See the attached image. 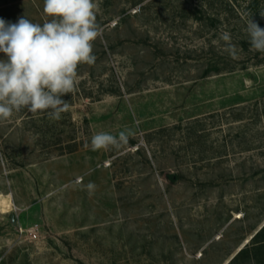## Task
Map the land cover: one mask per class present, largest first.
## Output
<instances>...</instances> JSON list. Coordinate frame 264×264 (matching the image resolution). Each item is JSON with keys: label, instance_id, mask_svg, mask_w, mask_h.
Listing matches in <instances>:
<instances>
[{"label": "rangeland", "instance_id": "rangeland-1", "mask_svg": "<svg viewBox=\"0 0 264 264\" xmlns=\"http://www.w3.org/2000/svg\"><path fill=\"white\" fill-rule=\"evenodd\" d=\"M209 1L97 0V59L62 118L0 122L13 203L0 206V264H221L264 224V62L239 41L250 0H213L228 7L215 26ZM21 17L42 23L43 0H0V18ZM125 128L136 135L121 150H91L95 133Z\"/></svg>", "mask_w": 264, "mask_h": 264}, {"label": "clouds", "instance_id": "clouds-1", "mask_svg": "<svg viewBox=\"0 0 264 264\" xmlns=\"http://www.w3.org/2000/svg\"><path fill=\"white\" fill-rule=\"evenodd\" d=\"M97 0H43L42 23L21 17L16 23L0 18V122L24 110L46 114L57 121L69 108L63 97L75 92L80 65L96 62L95 42L103 28L98 23ZM247 15L244 28L250 47L264 53V28ZM264 17V10L260 11ZM225 51L232 57L238 47L228 34ZM132 128L117 134L101 131L90 140L92 151H119L135 137ZM89 190L95 185L86 186Z\"/></svg>", "mask_w": 264, "mask_h": 264}, {"label": "crops", "instance_id": "crops-1", "mask_svg": "<svg viewBox=\"0 0 264 264\" xmlns=\"http://www.w3.org/2000/svg\"><path fill=\"white\" fill-rule=\"evenodd\" d=\"M221 264H264V224L246 231Z\"/></svg>", "mask_w": 264, "mask_h": 264}, {"label": "trees", "instance_id": "trees-1", "mask_svg": "<svg viewBox=\"0 0 264 264\" xmlns=\"http://www.w3.org/2000/svg\"><path fill=\"white\" fill-rule=\"evenodd\" d=\"M209 6L207 7L208 9V21L210 23V25L215 26L219 21H220V17H221V12H223L222 10H224L226 13L228 11L227 8L228 7H222V5L218 4L219 7H216V3L213 0L209 1ZM225 5V4H224ZM226 5H231V3L228 1H226ZM222 8H221V7ZM249 8H250V13L253 15L252 18L255 19V21L259 24V26L261 28H264V22H263V17L260 16V0H250L249 1ZM197 18H204V17H197ZM240 47L244 50H252V48L250 47V44L248 43L247 37L245 35V32L242 31L241 36H240ZM255 58H257V62H264V56L260 57V52H256L255 54Z\"/></svg>", "mask_w": 264, "mask_h": 264}, {"label": "bare ground", "instance_id": "bare-ground-1", "mask_svg": "<svg viewBox=\"0 0 264 264\" xmlns=\"http://www.w3.org/2000/svg\"><path fill=\"white\" fill-rule=\"evenodd\" d=\"M0 206L2 207V210L9 211L13 207V203L9 200V198L0 196Z\"/></svg>", "mask_w": 264, "mask_h": 264}, {"label": "water", "instance_id": "water-1", "mask_svg": "<svg viewBox=\"0 0 264 264\" xmlns=\"http://www.w3.org/2000/svg\"><path fill=\"white\" fill-rule=\"evenodd\" d=\"M12 218H13V221L15 222V221H16V219H15V215H13Z\"/></svg>", "mask_w": 264, "mask_h": 264}]
</instances>
